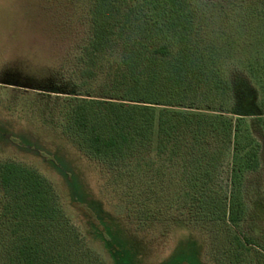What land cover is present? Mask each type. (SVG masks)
<instances>
[{
    "label": "rangeland",
    "instance_id": "374dc122",
    "mask_svg": "<svg viewBox=\"0 0 264 264\" xmlns=\"http://www.w3.org/2000/svg\"><path fill=\"white\" fill-rule=\"evenodd\" d=\"M108 2L101 19L96 0H0V162L15 161L44 176L66 216L60 224L37 227L40 239L56 264H259L264 0ZM95 20L112 26L98 53L85 49ZM154 21L164 24L159 40H173L174 28L184 33L213 80L200 85L186 108H177L223 117L237 141L217 126L196 148L203 166H190L186 145L159 154L155 133L150 151L129 166H104L85 156L67 133V105L73 98H109L124 68V44L143 39L150 49ZM249 138L260 147L257 170L243 165ZM235 143L245 150L235 153ZM203 172L205 178L193 180ZM194 183H206V194L218 201L239 192L242 219L233 225L199 214ZM140 207L156 219L138 220ZM17 225L1 217L0 205V264L30 234Z\"/></svg>",
    "mask_w": 264,
    "mask_h": 264
},
{
    "label": "trees",
    "instance_id": "16d2710c",
    "mask_svg": "<svg viewBox=\"0 0 264 264\" xmlns=\"http://www.w3.org/2000/svg\"><path fill=\"white\" fill-rule=\"evenodd\" d=\"M108 1L96 0L100 5L101 19L105 8L110 6ZM136 1L154 3L160 0ZM94 27L91 41L85 49L98 53L107 43L112 26L95 20ZM152 27L155 33L150 49H146L147 43L143 39L131 38L132 42L124 44V68L113 82L109 98L70 100L65 114L67 133L85 156L104 166H129L141 154L150 151L155 133L159 154L164 153L167 146L178 149L186 145L191 151L190 166H203L196 150L201 139L216 131L217 126L233 135L235 141L236 132L233 133L230 123L221 116L177 108H186L200 85H210L213 80L202 71L186 45L184 33L174 28L171 32L173 40L165 38L162 41L159 36H164L163 22L154 21ZM82 75L91 77L87 72ZM220 86L215 84V88ZM249 139L247 150L236 143L234 150L235 153L245 150L243 165L257 170L260 147ZM182 140H185L184 144ZM206 175L208 173L203 172L193 180ZM192 188L201 197L194 198L199 214L204 212L212 220L233 225L242 219L245 210L239 192H233L227 200L218 201L206 194V183L200 186L194 183ZM0 205L2 218H9L17 226L25 225L26 229H30V234L21 236L14 246L13 256L7 264H56L40 239L41 231L37 232V227L66 221L51 183L36 170L21 163L11 160L0 162ZM140 208L137 210L138 220L148 222L156 219L149 209ZM233 239L238 247H242L236 237ZM258 258L259 264H264V257L260 255ZM235 260H238L237 256Z\"/></svg>",
    "mask_w": 264,
    "mask_h": 264
}]
</instances>
